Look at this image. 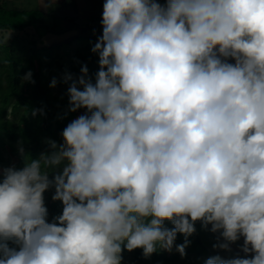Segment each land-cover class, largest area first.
Returning <instances> with one entry per match:
<instances>
[{"label":"clouds","instance_id":"obj_1","mask_svg":"<svg viewBox=\"0 0 264 264\" xmlns=\"http://www.w3.org/2000/svg\"><path fill=\"white\" fill-rule=\"evenodd\" d=\"M101 23L95 82L86 66L65 77L85 114L52 152L0 169V264L183 257L197 221L226 241L214 248L244 238V257L205 264H264V0H105Z\"/></svg>","mask_w":264,"mask_h":264},{"label":"trees","instance_id":"obj_2","mask_svg":"<svg viewBox=\"0 0 264 264\" xmlns=\"http://www.w3.org/2000/svg\"><path fill=\"white\" fill-rule=\"evenodd\" d=\"M46 20L40 12L12 10L8 8L7 0H0V39L11 32L7 42L0 45V169L8 168L10 156L7 153L18 158L13 168L19 170L25 166L26 158L39 159L42 153L52 152L49 141L58 145L63 143L62 131L74 119L85 114V110L69 111L68 91L57 93L51 83L55 79V87L69 88L72 81L65 82V77H79L85 66L94 83L99 70V56L92 52V48L102 30L60 27L57 21L49 24ZM65 35L63 40L47 42L49 36ZM73 45L77 46L71 50ZM28 72L32 73L34 83L23 80ZM58 171L60 169L50 172L49 178ZM53 194L54 188L43 194L49 223L63 210L61 201L52 200ZM165 226L173 227L169 221H165ZM188 239L190 243L183 257L175 246L172 252L160 250L149 257L143 255L142 249L129 252L125 248L121 253V264H180L192 254L217 255L197 230ZM184 240V235L178 233L175 244H182ZM9 245L15 246L11 241Z\"/></svg>","mask_w":264,"mask_h":264},{"label":"crops","instance_id":"obj_3","mask_svg":"<svg viewBox=\"0 0 264 264\" xmlns=\"http://www.w3.org/2000/svg\"><path fill=\"white\" fill-rule=\"evenodd\" d=\"M161 5L166 4V0H157ZM105 0H54L49 7L40 6L39 0H7L9 9L17 11H37L47 18L55 21L57 19L69 21L67 18H85L102 20L103 6ZM229 63H235L231 58Z\"/></svg>","mask_w":264,"mask_h":264},{"label":"rangeland","instance_id":"obj_4","mask_svg":"<svg viewBox=\"0 0 264 264\" xmlns=\"http://www.w3.org/2000/svg\"><path fill=\"white\" fill-rule=\"evenodd\" d=\"M46 22L49 23V24H53L54 20L51 19L50 17L47 18L46 17ZM58 24H60V27H76V28H79L78 25L75 26V24H70L68 22H62L61 20L57 19V22ZM34 33V31H33ZM70 34V33H69ZM78 34H87V32H78ZM73 35V34H72ZM53 37V38H52ZM66 38V35L64 37H61V36H49L48 37V44H51L53 43L54 40H51V39H65ZM51 40V41H50ZM50 42V43H49ZM77 45H73L71 47V50L73 48H75ZM70 49V48H69ZM64 52V51H62ZM55 88V91L57 93H60L61 90H67L68 91V87L66 88H59V87H54ZM7 153V152H6ZM7 156L9 157L10 156V161H9V165H8V168H13V166L17 163L18 161V158H16L15 156H12V155H9L7 153ZM195 224L197 225L196 226V230L198 233H201V236L204 237L206 243L210 246V249L212 251H215V253L219 256H221L222 258L224 259H230V258H233L237 255L241 256V257H244L246 254L242 251V245L244 243V238L241 237L238 241L234 242V243H231L229 245V250H223V249H220V248H214L213 245H217L219 243H225L226 241L223 240V238L221 237L220 235V232H216V233H213L210 231L211 229V225H208L207 229L203 228L202 225H201V222L200 221H197L195 222ZM249 257L251 256V253L248 254ZM209 257L208 256H198L197 254H192L190 255L189 257H187L186 259H184V261L180 264H185V263H194V264H205V261L208 259Z\"/></svg>","mask_w":264,"mask_h":264},{"label":"water","instance_id":"obj_5","mask_svg":"<svg viewBox=\"0 0 264 264\" xmlns=\"http://www.w3.org/2000/svg\"><path fill=\"white\" fill-rule=\"evenodd\" d=\"M70 22L86 28L102 30V20L99 19H85V18H67Z\"/></svg>","mask_w":264,"mask_h":264}]
</instances>
